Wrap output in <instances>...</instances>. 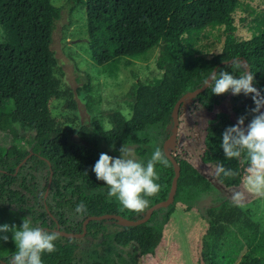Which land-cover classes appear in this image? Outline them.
I'll return each instance as SVG.
<instances>
[{
    "label": "trees",
    "instance_id": "1",
    "mask_svg": "<svg viewBox=\"0 0 264 264\" xmlns=\"http://www.w3.org/2000/svg\"><path fill=\"white\" fill-rule=\"evenodd\" d=\"M72 1L70 9L78 4L86 7L90 56L104 66L106 73L115 76L121 64L129 67L162 44L158 66L163 75L149 82L137 81L132 90L131 116L119 110L111 112L110 128H105L99 119L93 126H64L51 109L53 99L74 96L70 90L61 89L55 74L58 58L52 47L53 34L62 8L54 0H21L22 8H18L16 0H0L4 33L0 40V225L19 227L27 218L46 230L54 231L60 225L68 232H82L83 222L90 215L143 217L146 209L169 196L175 171L163 145L172 133L177 100L202 86L218 63L236 57L248 61L255 73L256 87L264 90V10L254 14V32L246 39L236 33L235 14L242 0ZM215 30L219 37L224 36L219 52H211L214 44L205 42ZM221 68L241 74L230 64L220 66L218 71ZM229 95L236 117L254 107L250 96L230 92L216 95L211 85L192 99L213 111ZM74 103H70L72 108ZM235 123L230 112L216 113L206 128L202 158L207 164L217 166L222 162L239 171L240 175L232 179L216 177L221 186L228 188L242 183L247 167L243 159L226 160L220 147L223 130ZM102 144L117 153L125 144L145 162L155 148L164 152L168 165H156L160 191L145 197L149 206L143 211L124 208L115 197H108L105 182L97 180L92 166L105 152ZM176 157L181 175L172 204L156 209L148 221L139 225L92 220L83 238L59 234L57 251L44 253V264H137L141 255L154 253L177 205L186 204V209H192L203 194L214 189L186 156L177 152ZM81 202L87 206L83 215L75 211ZM219 207L227 209L226 200ZM7 235V242L0 241V258L4 261L16 250L12 233ZM219 237L217 224L211 220L205 236L209 264H219ZM253 249L254 254L238 264L262 263L264 232L260 244Z\"/></svg>",
    "mask_w": 264,
    "mask_h": 264
},
{
    "label": "rangeland",
    "instance_id": "2",
    "mask_svg": "<svg viewBox=\"0 0 264 264\" xmlns=\"http://www.w3.org/2000/svg\"><path fill=\"white\" fill-rule=\"evenodd\" d=\"M62 8L56 23L52 47L58 58L55 74L60 79L61 89L73 92V98H55L51 102L52 114L68 127L82 124L93 126L99 119L105 128H110V113L119 110L131 116L132 90L139 80L153 81L163 75L158 66L162 44L152 48L146 55L135 59L125 67L121 64L115 76L105 72L91 59L86 32V7L78 4L70 9L72 0H54ZM22 8L21 0H16ZM264 10V0H242L235 14L236 33L250 38L254 32V14ZM215 30L207 43L214 44L211 52L222 49L224 36ZM0 26V40L3 38ZM89 86V89H86ZM229 95L213 111L202 107L196 99H189L181 111L180 129L174 144V153L186 156L214 185V189L203 194L192 206L179 203L172 213L171 221L165 226V234L154 253L140 256L137 264H209L205 256V236L211 220L217 224L219 237V264H238L254 254V247L260 244L264 232V198L247 195L245 202L237 206L231 199L232 192L242 189V183L235 188L221 186L215 175L216 165L203 161L205 135L209 121L218 111H228L237 122ZM75 101V108L70 103ZM111 156L119 157L112 147L102 144ZM133 155L135 156L133 148ZM136 157V156H135ZM226 200L227 209L219 207ZM264 264V258L262 263Z\"/></svg>",
    "mask_w": 264,
    "mask_h": 264
},
{
    "label": "clouds",
    "instance_id": "3",
    "mask_svg": "<svg viewBox=\"0 0 264 264\" xmlns=\"http://www.w3.org/2000/svg\"><path fill=\"white\" fill-rule=\"evenodd\" d=\"M227 63L241 74L237 76L221 68L210 74L204 86L211 85L212 93L216 95L230 92L232 95L250 96L254 104V107L237 117L235 124L223 130L220 144L226 160L243 159L247 165L242 189L234 190L231 195L233 203L240 206L248 194L264 198V90L256 87L255 73L245 66L244 61L234 58ZM118 151L119 157L101 152L92 171L97 180L108 186V197H115L124 208L141 212L149 206V200L145 197L160 191L156 165L167 166L168 160L159 147L155 148L146 162L137 159L132 149L125 144ZM214 175L232 179L240 173L221 162L216 166ZM75 211L83 215L87 212V206L81 202L76 205ZM7 233H12L11 239L16 250L5 264H44L43 254L57 251L55 242L59 239V233L34 226L30 219L24 218L19 227L6 223L0 225V241L9 240Z\"/></svg>",
    "mask_w": 264,
    "mask_h": 264
},
{
    "label": "water",
    "instance_id": "4",
    "mask_svg": "<svg viewBox=\"0 0 264 264\" xmlns=\"http://www.w3.org/2000/svg\"><path fill=\"white\" fill-rule=\"evenodd\" d=\"M236 58H238V57H236ZM233 59L234 58L221 61L220 63H218L214 67L213 71L214 72L218 71V68L220 66L225 65V64H229L227 62L232 61ZM242 61H244L245 66L247 68H249V70L251 71V66L248 63V61L246 59H243V58H242ZM208 87L204 86V84H203L202 86H200V87H198V88H196L194 90L187 91L186 93H184L177 100V102L175 103V106L173 108L174 125H173V128H172V133L166 138V140L164 142V145H163L165 154L167 155V157L173 163L174 171H175V174H174V177H173V180H172L171 189H170V192H169V196L166 199L158 201L155 204H153L152 206H150L148 209H146L144 211V216L141 217V218H138V219H131V218L125 217V216H123L121 214H117V213H105V214L88 216L83 222V231L82 232H68V231L62 230L60 228V225H58V227L53 229V230L58 232L62 236L71 237V238H83L87 234L88 224L92 220L112 219L114 222H116L117 224L122 225V226L139 225V224H142V223L148 221L151 218L153 212L156 209H159L161 207H166V206H169L170 204H172L174 202V200H175V195H176L177 189H178V180H179V177L181 175V165H180V163H179V161H178V159L176 157V154L174 153V144H175V142L177 140V137H178V134H179V129H180L181 111H182V108L185 106L186 102L189 99H192L193 97H195L199 93H201L204 90H206ZM262 110H264V109H262ZM30 155L31 154H29L27 156V158ZM27 158H25V160ZM51 182H52V175L50 176V179H49V185H48L47 191L45 193V197L48 195V190H49ZM44 229H46V228H44ZM0 262L2 264H5V261L2 260L1 258H0Z\"/></svg>",
    "mask_w": 264,
    "mask_h": 264
}]
</instances>
